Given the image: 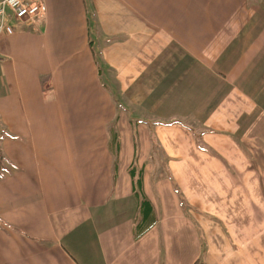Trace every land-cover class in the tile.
Masks as SVG:
<instances>
[{
	"label": "crops",
	"instance_id": "obj_1",
	"mask_svg": "<svg viewBox=\"0 0 264 264\" xmlns=\"http://www.w3.org/2000/svg\"><path fill=\"white\" fill-rule=\"evenodd\" d=\"M37 1L0 36V264H264V0Z\"/></svg>",
	"mask_w": 264,
	"mask_h": 264
},
{
	"label": "built area",
	"instance_id": "obj_2",
	"mask_svg": "<svg viewBox=\"0 0 264 264\" xmlns=\"http://www.w3.org/2000/svg\"><path fill=\"white\" fill-rule=\"evenodd\" d=\"M44 5L37 0H0V36L13 35L15 22L43 20Z\"/></svg>",
	"mask_w": 264,
	"mask_h": 264
},
{
	"label": "trees",
	"instance_id": "obj_3",
	"mask_svg": "<svg viewBox=\"0 0 264 264\" xmlns=\"http://www.w3.org/2000/svg\"><path fill=\"white\" fill-rule=\"evenodd\" d=\"M1 163V158H0ZM143 186H142V176L139 174V176L133 180L132 182V191L133 195L136 198V200L139 202V209H138V219L135 222L134 232L135 237H139L140 235L144 234L149 227L154 224V214H153V208L148 202L143 194ZM182 206L185 207V202L183 199H181ZM194 264H205L203 261L198 260Z\"/></svg>",
	"mask_w": 264,
	"mask_h": 264
},
{
	"label": "rangeland",
	"instance_id": "obj_4",
	"mask_svg": "<svg viewBox=\"0 0 264 264\" xmlns=\"http://www.w3.org/2000/svg\"><path fill=\"white\" fill-rule=\"evenodd\" d=\"M98 49V44L96 43V45H95V50H97ZM102 80H104V78H102ZM109 87V86H108ZM113 94V93H112Z\"/></svg>",
	"mask_w": 264,
	"mask_h": 264
}]
</instances>
